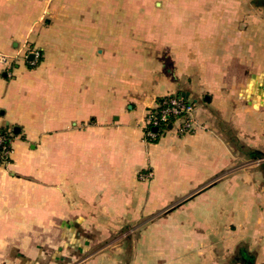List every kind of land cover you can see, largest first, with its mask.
<instances>
[{
    "label": "crops",
    "instance_id": "crops-1",
    "mask_svg": "<svg viewBox=\"0 0 264 264\" xmlns=\"http://www.w3.org/2000/svg\"><path fill=\"white\" fill-rule=\"evenodd\" d=\"M96 1L0 0V264H264L262 2L145 0L135 33ZM167 94L196 130L144 139Z\"/></svg>",
    "mask_w": 264,
    "mask_h": 264
},
{
    "label": "built area",
    "instance_id": "built-area-1",
    "mask_svg": "<svg viewBox=\"0 0 264 264\" xmlns=\"http://www.w3.org/2000/svg\"><path fill=\"white\" fill-rule=\"evenodd\" d=\"M32 54L30 61L34 64L40 57L37 49H28L25 58ZM175 127L178 135L193 133L196 128L194 103L180 94H167L154 100L144 118L143 133L146 139H156L167 129ZM12 153L11 135L0 126V164L8 165ZM264 162V156L260 158ZM150 172L140 173V179H148Z\"/></svg>",
    "mask_w": 264,
    "mask_h": 264
},
{
    "label": "rangeland",
    "instance_id": "rangeland-1",
    "mask_svg": "<svg viewBox=\"0 0 264 264\" xmlns=\"http://www.w3.org/2000/svg\"><path fill=\"white\" fill-rule=\"evenodd\" d=\"M262 5H264V0H257ZM79 5L73 2V5L68 6V11H78L88 10L87 2L88 0H78ZM77 4V5H76ZM90 6V10L93 13H96L98 16L97 19V27L98 28H110L113 30H128L133 31L135 33L141 31L143 28L152 29L155 26L152 24V20H148V15L153 14V10L151 9L153 5H149L145 0H97L95 3H92ZM78 7V8H76ZM86 7V8H85ZM172 11L171 9H161V12L166 14ZM188 11L183 6H178L175 10L177 13H184ZM33 46V45H32ZM28 49H37V47H27ZM41 53L39 59L32 65H37L41 60ZM156 100V99H155ZM148 112V111H147ZM158 138V137H157ZM146 139V138H144ZM153 140V139H148ZM237 256L236 254H229V258ZM227 262H231V260H226ZM239 264H242L239 262Z\"/></svg>",
    "mask_w": 264,
    "mask_h": 264
},
{
    "label": "water",
    "instance_id": "water-1",
    "mask_svg": "<svg viewBox=\"0 0 264 264\" xmlns=\"http://www.w3.org/2000/svg\"><path fill=\"white\" fill-rule=\"evenodd\" d=\"M28 58L31 59L32 58V54H29ZM244 263L245 264H252V260L250 258H245L244 259Z\"/></svg>",
    "mask_w": 264,
    "mask_h": 264
},
{
    "label": "trees",
    "instance_id": "trees-1",
    "mask_svg": "<svg viewBox=\"0 0 264 264\" xmlns=\"http://www.w3.org/2000/svg\"><path fill=\"white\" fill-rule=\"evenodd\" d=\"M264 6V5H263ZM28 50V49H27ZM161 97H158L157 99H160Z\"/></svg>",
    "mask_w": 264,
    "mask_h": 264
}]
</instances>
